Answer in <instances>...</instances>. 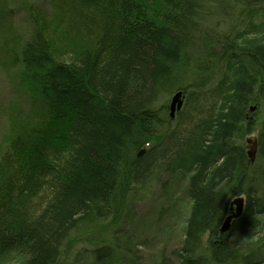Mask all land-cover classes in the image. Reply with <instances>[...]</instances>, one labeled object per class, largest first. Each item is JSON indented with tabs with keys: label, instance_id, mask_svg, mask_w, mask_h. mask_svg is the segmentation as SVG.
Segmentation results:
<instances>
[{
	"label": "trees",
	"instance_id": "obj_1",
	"mask_svg": "<svg viewBox=\"0 0 264 264\" xmlns=\"http://www.w3.org/2000/svg\"><path fill=\"white\" fill-rule=\"evenodd\" d=\"M42 9L30 10V38L11 46L29 100L10 116L0 158V264L140 262V210L156 185L189 172L181 240L158 264L204 262V240L216 249L210 264L263 260L264 117L254 114L264 110V0H49ZM154 138L160 147L138 158ZM243 195V219L214 242Z\"/></svg>",
	"mask_w": 264,
	"mask_h": 264
},
{
	"label": "rangeland",
	"instance_id": "obj_2",
	"mask_svg": "<svg viewBox=\"0 0 264 264\" xmlns=\"http://www.w3.org/2000/svg\"><path fill=\"white\" fill-rule=\"evenodd\" d=\"M4 1L5 6L0 12V22L7 23L6 26L10 27L12 35L7 33L4 26L0 24V158L12 142L10 116L16 110L26 109L29 100L26 90L19 83L18 59L17 62L13 60L11 46L18 50V45L20 47L30 38L33 29L30 18L31 9L39 7L44 11L49 9V0ZM262 115L264 110L256 113L255 118L260 119ZM256 137L257 134L251 136V138ZM187 186L188 180L182 175L175 176L170 184L162 181L155 186L154 197L146 209L140 210L141 216L138 218L143 224L141 226L136 224L132 229V234L140 245L136 253V257L141 259L140 264H158L163 251L168 253L178 245L182 237L184 218L189 210L190 202L185 195ZM159 216L161 221H157ZM82 238L88 241V238ZM80 246L84 247L82 242L78 244V248ZM74 257H70V261ZM62 264L72 263L63 260ZM77 264L94 263L84 259Z\"/></svg>",
	"mask_w": 264,
	"mask_h": 264
},
{
	"label": "bare ground",
	"instance_id": "obj_3",
	"mask_svg": "<svg viewBox=\"0 0 264 264\" xmlns=\"http://www.w3.org/2000/svg\"><path fill=\"white\" fill-rule=\"evenodd\" d=\"M45 6V5H44ZM49 10V9H48ZM48 10H45V11H48ZM44 11V10H43ZM49 14H51L50 12L47 14V15H49ZM180 92V91H179ZM176 93H178V92H176ZM176 93H174V94H172V96H171V98L169 99V107H168V117L172 120V122H174L175 120H176V118H177V115H178V113L180 112V111H178L177 113H172V110H171V100H172V98H173V96L176 94ZM250 111L251 112H253V114L255 113V107H251L250 108ZM255 115V114H254ZM264 117V115H262L261 116V118H263ZM174 126H172V125H166V126H164L163 128H159L158 130H157V137H158V139H161L162 137H163V139H165V136H166V134H167V132L170 130V129H172ZM254 134H257L258 135V133L257 132H255ZM162 135V136H161ZM253 135V134H252ZM251 135V136H252ZM159 136H161V137H159ZM251 136H249V137H251ZM248 137V138H249ZM256 139H257V137H256ZM148 142V144L146 145V147L145 146H143L140 150H139V154L137 153V157L138 158H140L141 156H143L146 152H147V150L148 149H151V148H153V147H155L156 145H158V140L157 139H150L149 141H147ZM150 144H151V146H150ZM148 146H150L149 148H148ZM160 147V145H158V147L157 148H159ZM148 148V149H147ZM246 149H247V143H246ZM247 151H248V149H247ZM248 155V154H247ZM256 161V160H255ZM213 169H215V166L213 167ZM210 172H212V171H210ZM181 174V173H180ZM189 175H182V176H185L186 178H187V180H188V184H189V182H190V180H191V178H192V176H193V174H194V172H189L188 173ZM175 175V174H174ZM172 176V178H169V179H167L168 180V184H170V182H171V180L173 179V178H175V176ZM238 178V177H237ZM259 183H261V182H259ZM256 185H253V184H250L249 185V190H253V188L255 187ZM244 196V195H243ZM237 198H239V197H236V198H234L232 201H231V203L234 201V200H236ZM242 198H244V203L246 202V198H245V196L244 197H242ZM189 201V200H188ZM189 208H190V203H189ZM235 209H236V206H234V209L232 210L231 209V206H230V212H229V214L227 215V217L225 218V221H226V219L233 213V211H235ZM189 211V210H188ZM243 213H244V211H243ZM243 213L240 215V216H238V217H233L232 218V220H231V223H230V229H231V227H232V225L236 222V221H241L243 218H242V216H243ZM262 219H264V217H262ZM160 220V216L157 218V221H159ZM161 221V220H160ZM224 221V222H225ZM224 222H223V224H224ZM138 225H140V224H138ZM141 226V225H140ZM223 226V225H222ZM222 228V227H221ZM220 228V230H219V232H216V234H214L213 235V241L214 242H217V239H219L220 238V235H222L223 234V232H222V229ZM100 232L102 233V234H104V231L102 230V229H100ZM228 232V231H227ZM226 233V232H225ZM245 234V233H244ZM244 234H241V233H235V234H233V238H235V239H237V238H240V237H242ZM259 236H262L263 237V234H259ZM104 235H103V240H104ZM85 242V246L83 247V248H81V250L80 251H84V249H88V248H86V247H89V246H91L90 245V242H87V241H84ZM80 243V242H79ZM83 243V242H82ZM83 245H84V243H83ZM200 247L202 248V249H204L206 252H207V259L203 262V261H200V263L199 264H210L212 261H214L216 258H217V253H215V251H216V249L215 248H213V247H211V246H208V244H207V242H206V240H204L203 241V244H201L200 245ZM139 248V247H138ZM66 254V253H65ZM87 252H86V256H87ZM84 255V254H83ZM118 256H120V254H118ZM88 257V256H87ZM87 257H85V258H87ZM264 258V257H263ZM259 260L256 262V264H264V259L263 260H261L260 258H258ZM120 264H140L137 260H135V259H130V258H126L125 260H123V261H121L120 262Z\"/></svg>",
	"mask_w": 264,
	"mask_h": 264
},
{
	"label": "water",
	"instance_id": "obj_4",
	"mask_svg": "<svg viewBox=\"0 0 264 264\" xmlns=\"http://www.w3.org/2000/svg\"><path fill=\"white\" fill-rule=\"evenodd\" d=\"M183 104H184V93L180 91L176 93L171 100L172 113H177L178 111H180L183 107ZM246 143L248 149L247 151L248 157L251 163H254L258 153V140L256 138L249 137L246 139ZM234 206H236L235 211H233V213L226 219V221L224 222L221 228L223 233L229 231L232 218L238 217L243 213L245 206L244 198L239 197L236 200H234L231 203L232 210L234 209Z\"/></svg>",
	"mask_w": 264,
	"mask_h": 264
}]
</instances>
